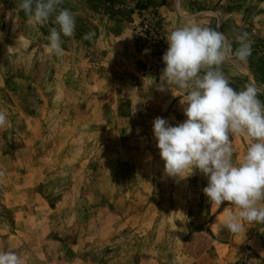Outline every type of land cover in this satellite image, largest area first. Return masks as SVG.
<instances>
[{
  "label": "rangeland",
  "instance_id": "374dc122",
  "mask_svg": "<svg viewBox=\"0 0 264 264\" xmlns=\"http://www.w3.org/2000/svg\"><path fill=\"white\" fill-rule=\"evenodd\" d=\"M221 1L63 0L75 30L58 56L45 48L54 17L34 24L19 0H0V250L21 264H264V223L225 229L238 209L210 204L198 171L167 176L152 132L156 117L185 120L182 90L160 77L168 35L209 15L203 27L227 45L220 19L238 11L217 17ZM227 1L248 16L264 5ZM219 70L264 102V46ZM249 143L231 137L235 163Z\"/></svg>",
  "mask_w": 264,
  "mask_h": 264
},
{
  "label": "clouds",
  "instance_id": "9594fccd",
  "mask_svg": "<svg viewBox=\"0 0 264 264\" xmlns=\"http://www.w3.org/2000/svg\"><path fill=\"white\" fill-rule=\"evenodd\" d=\"M62 3L19 0L18 4L31 23L44 25L54 17L56 27L49 29L45 48L58 56L64 54L62 35L72 36L75 30V17L59 7ZM225 41L224 33L196 24L178 27L168 35L160 77L182 90L185 120L172 126L156 117L152 132L165 174L187 178L198 171L205 176L207 185L202 191L208 202L217 208L227 202L238 209L228 215L223 227L239 233L244 222L264 223V102L258 99L262 90L256 85L248 83L236 91L219 70L228 56L247 60L251 54L247 34L236 37L235 49ZM5 120L0 113V125ZM233 135L250 141L239 163L233 161ZM0 264H21V258L15 251L0 250Z\"/></svg>",
  "mask_w": 264,
  "mask_h": 264
},
{
  "label": "crops",
  "instance_id": "0c3cea01",
  "mask_svg": "<svg viewBox=\"0 0 264 264\" xmlns=\"http://www.w3.org/2000/svg\"><path fill=\"white\" fill-rule=\"evenodd\" d=\"M222 8L223 9L228 8L231 10V12L235 10L238 11L237 15L232 16L231 14H227L225 15V17H222L220 19L221 27L227 28L226 34L229 35V42H236L237 36L242 34H247V36L252 37L250 38L251 45L264 46V5L263 4L251 16H248V14H244L245 10L241 5L236 4L235 2L232 1L228 2L227 0H223L220 3H218L217 8L214 11L217 17L220 16L219 11ZM208 16L194 20L191 23H189V25L196 24L203 27L205 24L210 23L209 19H207L209 18ZM229 65H230L229 66L230 69L231 68L234 69L237 67L241 68L239 65L235 64L234 61H230ZM234 78L236 79V77ZM259 241H260V235L256 233V235L252 238L251 243L254 242L256 245H258Z\"/></svg>",
  "mask_w": 264,
  "mask_h": 264
}]
</instances>
